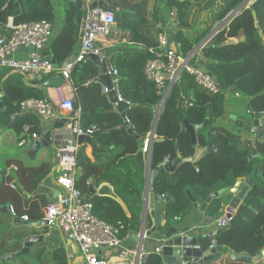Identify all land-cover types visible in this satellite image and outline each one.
<instances>
[{
	"label": "trees",
	"instance_id": "trees-1",
	"mask_svg": "<svg viewBox=\"0 0 264 264\" xmlns=\"http://www.w3.org/2000/svg\"><path fill=\"white\" fill-rule=\"evenodd\" d=\"M103 1L117 8L115 11L117 28L124 46L122 48L115 46L106 51L115 59L122 75L120 87L124 97L138 104L124 111L130 116L135 127L128 128L124 124L123 113L114 108L112 102L102 93L101 85L94 80L101 74L99 64L89 56L78 62L73 72V80L75 102L81 108L83 125L85 127L97 125L99 130L95 136L102 144L111 148L108 151L94 146L93 160L86 154L85 149L83 150L77 186L87 193L90 179H93L97 187L103 181L115 187L116 193L128 206L129 216L123 206L110 197L96 195L90 201L93 203L94 212L101 219L111 224L122 222L125 225L121 237L126 239L132 230H140L142 225L140 203L145 180L142 168L144 159L141 150L142 137L152 131L157 108L163 97L156 84L147 79L144 73L145 64L153 57L149 48L158 44L155 22L159 19L157 13L159 9L155 5L151 18L148 16L152 14L148 11L151 0ZM243 1L154 2L163 3L169 11L172 7H177L181 21L177 37L181 43L182 54L187 56L217 23H221ZM84 14V0H0V23H5L8 16H13L15 24L48 20L58 26L57 35L49 48V54L58 62H65L76 53L78 46L80 48L81 22ZM241 33L244 34V38L238 42L225 43L230 38L240 36ZM204 54L207 58V69L221 81L225 92L239 91L244 97L238 102L244 106V111L235 114L234 127H237V121L244 124L257 123L258 117L262 114L264 116V0H255L232 17L217 33L215 44L207 48ZM42 82L38 76L9 70L0 73V127L9 126L12 118L20 111L22 100L29 97H45V92L34 86ZM182 94L191 97L195 101L194 106L188 109L178 107ZM228 102L225 93H209L199 87L194 76L188 72L183 73L181 81L173 86L167 96L156 127L158 136L165 140L154 142L151 153V167L157 171L152 191L158 200L159 196H170V200L163 206L164 221L157 225L156 232L159 234L166 233L170 227L178 225L193 209L194 202L204 203L212 192L227 185L233 186L240 179H249L252 176L255 183L261 181L264 187V143L258 141L255 147H249L241 134L215 124L218 118L224 117ZM207 111L211 113V120L206 129L198 132V144L204 147L214 142L217 150L204 153L196 163H182L174 172L166 170L163 163L167 156L173 160L179 153L187 157L195 152L190 132L184 125L185 117L191 123L199 124L204 120ZM26 124L30 126V133H41L38 120L27 114L16 119L11 127L21 134ZM253 153L256 156L250 159ZM22 161L6 162L7 166L14 162L17 164L18 170L11 172L10 178L12 177L15 182L17 179L16 183L22 180L24 187L36 190L38 184L50 173L51 166L44 162L37 167H28ZM0 188V205H13L17 212L16 216L22 218L28 215L30 222L43 220L42 194L37 193L35 198H28L21 192L7 188L6 185H1ZM229 201L223 195L214 198L207 206V215L213 218L221 216L224 205ZM261 201V204H257V210L250 214L246 227L239 226L235 230H230L228 228L230 224L219 231V244L224 246V250L218 259L207 264H220V260L221 264L260 263V259L263 258L264 236L260 234L256 239H248L247 236L264 217V191ZM244 202L237 212L241 210ZM3 214L4 212H0V262L5 254L21 250L19 238L35 230L29 226L8 229L4 225ZM152 226L153 220L149 217L147 227ZM46 230L47 228L41 232L37 230V233H46ZM200 240L201 246L208 249L211 240L203 237H200ZM257 245L260 246L255 252V255H259L256 260L250 262L231 260L227 256L232 251L237 254L245 253L244 251L251 247L256 248ZM36 246L37 249L33 252L15 256L4 264H69V257L64 249L47 252L42 243H37ZM142 264L167 263L162 254L151 250Z\"/></svg>",
	"mask_w": 264,
	"mask_h": 264
},
{
	"label": "built area",
	"instance_id": "built-area-1",
	"mask_svg": "<svg viewBox=\"0 0 264 264\" xmlns=\"http://www.w3.org/2000/svg\"><path fill=\"white\" fill-rule=\"evenodd\" d=\"M84 1L85 14L81 22L80 48L74 60L69 61L68 59L65 62L55 63L51 57L43 54L55 33L53 22L40 20L15 24L11 18L6 23H0V70L7 69L33 76L46 74L48 77L62 80L61 84L55 87V98L29 97L20 103L21 114H34L43 125L52 120L62 122V125L52 132V143L56 150L60 174L55 179L57 196L49 198L44 203L43 219L48 221L47 227L60 231L68 243L78 244L79 255L83 260L81 264H118L120 262L142 264L150 251L144 250V244L140 254L138 250H131L124 246L125 238L121 237V232L125 229V225L122 222L115 225L101 219L94 212L93 203L85 198L86 193L77 186V177L81 171L80 153L83 147L79 138L81 136L93 138L99 130L95 124L89 127L83 125L81 108L75 102L73 72L78 62L83 61L90 54L100 58L105 68L104 74L111 78V86L101 79V74L94 80L101 85L102 93L112 102L114 108L123 113L124 124L128 128L135 127L130 116L119 109L120 103L128 106L132 104V101L125 98L121 91L122 75L115 59L99 43L102 38L110 36L115 31L117 26L115 11L95 4L98 2L108 4L103 0ZM167 26L170 31L166 29ZM155 28L158 44L149 48L153 57L145 64L144 73L147 79L156 84L163 97L168 96L173 86L181 81L183 73L188 72L194 76L195 83L199 87L212 94L225 93L229 101L230 96L228 95L231 92H225L221 81L209 72L198 58L203 48H200L196 54L189 53L187 56L178 51L175 40L170 36V34H177L181 29L177 7L170 9L166 22L158 19L155 22ZM22 49L29 50L25 58H19L16 55ZM235 93L238 97L242 96L239 91H232L233 95ZM194 104L195 101L191 97L182 94L178 107L188 109ZM261 117L263 114L258 117L257 123L252 124L251 137L244 139L249 147H255L257 142L264 138V123L259 120ZM29 129L28 124L24 125L19 141L21 146L31 140L35 142L41 138L38 133H30ZM156 136L150 132L142 137L141 150L144 162L151 159ZM255 156L256 154L253 153L250 159ZM170 160L171 157L167 156L165 162ZM154 178L155 175L151 171L150 190H152ZM10 186L17 189L15 183H11ZM163 198L159 196V200ZM82 199H84L83 203H81ZM10 210L12 214H17L13 205H10ZM235 215L236 211L229 212L226 208L221 216L214 219L211 228L200 233V237L211 240L208 249L219 245V231L228 227ZM22 218L29 220L28 215ZM149 237L150 235H147L145 231L144 240ZM162 248L163 243L159 241L153 250L162 254ZM70 256L74 257L71 254Z\"/></svg>",
	"mask_w": 264,
	"mask_h": 264
},
{
	"label": "water",
	"instance_id": "water-1",
	"mask_svg": "<svg viewBox=\"0 0 264 264\" xmlns=\"http://www.w3.org/2000/svg\"><path fill=\"white\" fill-rule=\"evenodd\" d=\"M252 1H255V0H244L236 9H234L230 14H228L227 17L218 26H216L194 48V50L191 52L192 55L196 54L200 50V48H203V50H206V48L208 46L210 47V46L214 45L216 42V35L219 32V30L225 24H227L232 17H234L235 15L240 13V11L244 7H246V6L248 7L249 4L252 3ZM95 4H99L103 7L109 8L113 11H117L116 7L110 6L104 2H98ZM254 14H255V12H254ZM170 36L175 40V44L177 46L178 51L180 53H182V49H181V45H180L179 40L176 38V36L174 34H170ZM206 43H207V47L205 46ZM49 48H50V44L47 46V48L43 52V54L45 56H48ZM76 56L77 55H73L69 59V61L74 60L76 58ZM89 58L95 60L99 64L101 79L103 81H105L109 86H111V78L108 75L104 74L105 68H104L103 63L100 61V58L94 54H90ZM52 59L55 63H58V60L55 57H52ZM203 65L205 68H208V64L206 62H204ZM38 77L40 80H44L48 76L46 74H42V75H39ZM52 81L53 80L50 78L45 80V82H44V89L45 90H47L48 86H50L52 84ZM60 81H62V80H60ZM234 89H236V87H234ZM113 97L115 99V96H113ZM166 98H167V96H164L162 98L161 103L159 104V107L157 108L155 123H154L153 129L151 131V133L154 135H157V133H156L157 122H158L160 114L163 110ZM136 105H138V104L132 103L131 106H128L125 103H120L119 109L121 111H125L126 109L132 108ZM16 118H17V116L12 118V121L9 124V126L0 127V154L4 150H6V148L1 143V138L6 133V131L11 126L14 125V123H15L14 120ZM210 120H211L210 111H207L204 120L199 124H193L189 121V119L187 117H185L184 125L188 129V131L190 132L191 142H192L193 146H195V152L193 155L187 156V157H183L182 154L179 153L177 158L171 160L170 162H168L165 165L166 170L174 172L177 170L178 166H180L182 163H184V162L196 163L204 155V153L209 152L211 150H214V151L217 150V148L214 145V142H210L207 146H204V147H201L198 144V132L206 129ZM252 124H253V122H247L246 124H244L242 121L236 122V126L240 132L242 131L241 129L244 128V125H245V127L249 128L252 126ZM61 125H62L61 121L56 123V127H59ZM48 135L50 136V141L47 140V139H49ZM164 140H165V138L159 137L158 135L155 138V142H160V141H164ZM79 141H80V143H84L86 141L92 142V144L94 146H97L99 149H102V150H109L110 149L109 146L102 144L97 136H95L93 138H85V137L81 136L79 138ZM262 142L264 143V138H263ZM50 143H51V132L48 131L45 133V136L43 139L37 140L32 144L30 151L35 155L42 146H49ZM177 149H179L178 146H177ZM142 165L146 169V172H147L146 200L144 203V207H145L144 226L142 227V230L140 233H138L136 230H132L130 232V234L133 236V238L138 240V254H140L142 252V248H143V244H144L143 235H144L145 231H146L147 235H152L153 233L156 232L157 225L162 222V215H161L162 206H164L170 200V196H165L163 199L158 201L154 192L152 190H150V188H149V176H150L151 171H152L153 175H156V173H157L156 170H152L151 159L148 162H143ZM7 172H8L7 169H4L0 166V173L3 175V178H5V175L7 174ZM254 183H255V179L252 176L249 177V179L245 183L243 182V179H240L233 186L227 185L218 191L212 192L210 194V196H208L206 201L204 203H202L201 205H199L198 202H194V208H199L200 210L203 211L206 209L208 204L214 198H217L219 196H222V195L230 192L232 194V198L230 199V201L227 204V210L229 212L237 211L239 209V207L242 205V203L244 202V200L246 199V197L249 195L250 191L252 190V188L254 186ZM96 195L104 196V197H110L112 199L117 200L125 209L126 214L128 216L130 215V211H129L126 203L116 193L115 187L112 184L103 182L97 187L93 183V179H90V188H89L88 192L86 193L85 198L87 200H90L91 198H93ZM55 196H57V192H55ZM192 200L194 201V198H192ZM83 202H84V199L81 200V203H83ZM0 211L10 213L11 212L10 211V205H8V204L7 205H0ZM149 212H150L151 216L155 219L156 224L151 229L147 230L145 221H146V218H147V215ZM21 224L25 225V226H29L30 228L36 229V228H40V227H46L48 224V221L46 219H43V220L37 221V222H30L29 220L26 221V220H23V218L15 217L13 226H19ZM11 226L12 225H8V227H11ZM188 232H189V228H181V227L175 226V227H170L166 233L159 234L160 235L159 236L160 241L163 243L162 256L164 257V260L167 264H207L208 262L214 261L215 259H218L221 256V254L224 250L223 245L219 244L215 248L204 249L201 246V242H200L198 236L190 235V234H188ZM46 237L47 236H45L44 233L43 234L37 233L35 230H33L32 233H28L25 236H21L19 239L23 243L22 249L19 250L18 252H15V253L5 254L2 257V261L0 262V264H4L5 261L12 259L15 256H20L22 254L30 252L32 247H34L35 244H37L38 242H42ZM69 249H70L71 255H75V249L78 250L79 246L77 243H72L69 245ZM262 255L264 257V250L262 251ZM229 257L231 260H240V261L250 262L253 259L254 260L258 259L259 255H255L253 257L247 253L237 254L235 252H231L229 254Z\"/></svg>",
	"mask_w": 264,
	"mask_h": 264
},
{
	"label": "crops",
	"instance_id": "crops-1",
	"mask_svg": "<svg viewBox=\"0 0 264 264\" xmlns=\"http://www.w3.org/2000/svg\"><path fill=\"white\" fill-rule=\"evenodd\" d=\"M154 1L155 0H151V2H150L148 11L151 12L152 14H149L148 16L152 18L153 14H154V7H155V5H157V7L159 9L158 12H157L159 14V19H162V20H164L166 22L168 20L169 9L163 3L158 2V4H157V2L155 3ZM11 18L14 20V17L13 16H8L7 21H10ZM57 29H58V26H55V33H54V36L52 38V41L55 38V36L57 35V32H58ZM166 29L168 31H170V29H169L168 26L166 27ZM175 36L178 39L177 34H175ZM241 38H244V37H241ZM232 41L233 42H238L239 41V38L237 39L236 37H234L233 39H231V41H225V43H230ZM99 43L105 49L114 48L115 46H118L119 48H122L124 46V42L122 43L120 31H118L117 26H116L115 31L110 36L102 38ZM180 45H181V43H180ZM207 48H209V46ZM78 49H79V46L77 47L76 53L73 54V55H76L78 53ZM204 52H205V50H202V53L200 52L199 53V57H198L199 60H200V62L202 64L204 62L207 63V58H206ZM28 54H29V50L22 49V50L18 51V53L16 55L19 58H25V57L28 56ZM48 56L52 58V56L49 54V50H48ZM2 70L4 71V70H7V69H1L0 70V73L3 72ZM49 78L52 79L53 81H52V84L50 86H48L47 90H45L44 89V82H45V80H47ZM60 84H61L60 79L47 77L46 79L43 80L42 83L36 84L34 86L37 87V88H39V89H42L45 92V96L54 97L55 98L56 97L55 87L57 85H60ZM69 91H71V90H69ZM226 106H227V111H226L224 117L218 118L216 120L215 124H217V125H221V123L224 124L223 121L225 119H227V113L231 111V106H230V103L229 102L227 103ZM21 115H25V113H22L21 114L20 111H19L15 115V116H17L16 119L18 120ZM27 115H30L31 117H34L36 120H38V122L40 124V127H41V133L40 134L38 133L40 135V137H41L40 140L44 138L46 132H48V131L51 132V143H50L49 146H42L38 150V152L34 155L30 151L31 146L34 143V140H31L30 142H27L25 145H23V147H25V150L23 151V153H21V154H23V156H22V155H19L17 153L16 154L13 153L14 151L12 149H15V148H12L11 147V144L10 145L5 144V138H4V136L6 134L5 133L3 135V137L1 138V143L6 148V150H4L2 152V155L0 154V161L3 162V165L2 166L0 165V166L2 168H4V169H7L8 172L5 175V178H3V175L0 173V187H1V185H6L7 188H12L10 186V184L11 183H15L17 185V189H13L12 188V190H15L17 192H21L22 194L26 195L28 198H35V196H36L37 193L42 194L44 196L43 197L44 201H43V205H42V209H43V212H44V203H45V201L46 200H49V198L55 196V192H56V189H55V179L60 174V167H59V162H58V158H57V155H56V150H55L54 145L52 143V132L54 131L55 128H57L56 127V123L57 122H60V121H58V120H52L49 123L43 125L40 122V120L37 118L36 115H34V114H27ZM16 119L14 121H16ZM230 126H231V128H229V130L230 129H235L239 134H241V137H243V130L244 129H242V131L240 132L237 127H234L233 123ZM10 129H11V131H10ZM7 131H10L11 133H13L12 134L13 138L16 137L18 139V144H19L20 137L22 136L23 133H21V134L18 133V131L15 128H12V127L9 128ZM48 137H49V139H47V140L50 141V136L48 135ZM242 139H247V138L246 137H243ZM93 147H94V145L92 144V142H87V141L84 142L83 143L82 150H81V153H80V156H82V152L85 149L86 154L93 160L94 159V156H93ZM51 148H53V151L51 150ZM28 150H29V152H28L29 154L26 152ZM41 151L42 152L45 151V153H44L45 155L42 156V159L39 158L37 161H35L34 159H32V156H37ZM8 160H13V161H15V160L16 161H22L23 160L22 162L25 163V165L28 166V167H37V166L41 165L42 163L46 162V163H49L50 164L51 171L38 184V187H37L36 190H29V189H27L26 187H24L22 185V183H21L22 180L20 182L16 183L17 182V179H16V182H15L12 179V177L10 178L11 172H15L18 169L15 168V167H17V164L15 162L11 166H7L6 165V162ZM28 160H30V161H28ZM143 162H144V159H143ZM167 163L168 162H165L164 165H166ZM179 167L180 166H178V168ZM142 168H143L145 180H144L143 196H142V200H141V203H140L141 206H142V213H141L142 225H141L140 230H137L139 233L141 232L142 227L144 226V213H145L144 203H145V200H146V180H147V172H146V169L143 167V165H142ZM20 179H21V177H20ZM247 180L248 179L244 178L243 179V182L245 183ZM103 182L109 183L107 181H103ZM198 204L201 205L202 203L198 202ZM227 204L224 205V208L222 210V214L224 213V211H226ZM5 205H7V204H5ZM206 210H207V207L203 211L200 210L199 208H194L193 207V209L183 219H181V221L176 226L177 227H181V228H189L188 234L198 236V238L200 240V233L202 231H205V230L211 228L213 226V221L215 219L213 217H209L207 215V213H206ZM161 215H162V221H164V210H163V206H162ZM15 217H17V216L14 215V214H12V212H10V213L4 212L2 218L4 220L5 227L8 228V229H11V230L12 229L15 230V229H18V228H25V225H22V224L19 225V226H13L14 225V218ZM149 217H151V219L153 220V226L156 224L155 219L151 216V214L149 212L148 215H147L146 221H145L147 230L148 229H151L153 227V226L151 228H148L147 227V219ZM26 221H28V220H26ZM6 225H12L13 227L12 226L11 227H7ZM46 228H47V230H46V233L44 232V235L47 236V237L42 242H38V243H42V245L46 248L47 252H52V251H56V250H59V249H64L67 252V255L69 257V264L70 263L71 264H81L83 262L81 256L79 255V249L78 250L75 249V255H74L73 258H71V256H70L71 253H70V249H69L70 243L67 242V240L64 238V236L61 234L60 231L53 230V229H49L47 226L46 227L36 228L35 230H36V232H37V230L39 232H41V231H43ZM22 236H25V235H22ZM159 236H160L159 233L158 232H155L149 238L145 239L144 240V250L145 251H151V250H153L158 245V242L160 241V237ZM123 244H124V246H126L127 248H129L131 250H138V240H136L135 238H133V236L131 234H130L129 237H127L124 240ZM22 247H23V243L21 242V248ZM36 249H37V246L35 244L34 247H32V249H31L30 252H33Z\"/></svg>",
	"mask_w": 264,
	"mask_h": 264
},
{
	"label": "rangeland",
	"instance_id": "rangeland-1",
	"mask_svg": "<svg viewBox=\"0 0 264 264\" xmlns=\"http://www.w3.org/2000/svg\"><path fill=\"white\" fill-rule=\"evenodd\" d=\"M219 24L220 23H217L215 25V27L218 26ZM241 37H244L243 33H241L240 36H238L236 38L237 39L238 38L242 39ZM231 39H233V38H230L227 41H231ZM217 43H222V42H217ZM229 92H231V91H229ZM228 96H230L229 103H230V106H231V111L227 113V119H225L223 121V123L225 125L221 123V126L225 127L226 130H229V128H231L230 125L234 121L235 114L236 113L241 114L244 111V106H242L240 103H238V102L242 101V99L244 97H242V96L238 97L236 95V93H235V95H233L232 92H231V94L229 93ZM259 120L264 123V116L261 117ZM251 127H249V128L244 127L243 128L244 129L243 130V137H246V138H250L251 137ZM10 131H11V129H10ZM10 131H7L5 136H4L5 144H8V145L11 144V147L15 148V149H12L14 151L13 153H15V154L17 153V154L23 156V154H21V153H23V151L25 150V147H23V146L18 144V139L16 137L13 138V136H12L13 133H11ZM229 131L237 132L235 129H230ZM51 150L53 151V148H51ZM44 153H45V151H43V152L41 151L37 156H32V159H34L35 161H37L39 158L42 159V156L45 155ZM1 155H2V152H1ZM28 161H30V160H28ZM0 165L1 166L3 165L2 161H0ZM263 191H264L263 183L261 181H257L254 184V186L252 188V191L249 194V198H247L245 200L244 205L241 208V210L238 211V212L236 211L237 215L235 217V220L232 221L231 222V226L228 227L230 230H235L239 226H242L244 228V227H246L248 225V219H249L250 214L254 213L257 210V204L259 205L262 202L261 201V197H262V192ZM223 196H225L226 198H228V200H230L231 197H232V194L230 192H228V193L224 194ZM248 206H250V207H248ZM193 207H194V204H193ZM6 226L8 227V225H6ZM260 234H262L264 236V217L261 218V220L257 222L256 227L251 230V232L249 233L247 238L248 239H256ZM258 246H260V245H257L256 248H252L251 247V249H249L247 251H244V252L247 253V254H250L251 256L254 257ZM229 254H227V256H229ZM221 263H222V260H220V264ZM259 264H264V257L262 259H260V263Z\"/></svg>",
	"mask_w": 264,
	"mask_h": 264
},
{
	"label": "clouds",
	"instance_id": "clouds-1",
	"mask_svg": "<svg viewBox=\"0 0 264 264\" xmlns=\"http://www.w3.org/2000/svg\"><path fill=\"white\" fill-rule=\"evenodd\" d=\"M252 2H254V1H252ZM251 4V3H250Z\"/></svg>",
	"mask_w": 264,
	"mask_h": 264
}]
</instances>
